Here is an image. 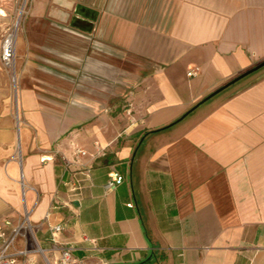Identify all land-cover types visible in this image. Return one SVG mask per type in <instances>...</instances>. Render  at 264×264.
Here are the masks:
<instances>
[{"label":"crops","instance_id":"0c3cea01","mask_svg":"<svg viewBox=\"0 0 264 264\" xmlns=\"http://www.w3.org/2000/svg\"><path fill=\"white\" fill-rule=\"evenodd\" d=\"M79 4L91 31L63 16L61 51L19 34L14 78L0 58V224H28L15 264L68 245L73 264H264V66L190 111L264 60V0Z\"/></svg>","mask_w":264,"mask_h":264},{"label":"rangeland","instance_id":"374dc122","mask_svg":"<svg viewBox=\"0 0 264 264\" xmlns=\"http://www.w3.org/2000/svg\"><path fill=\"white\" fill-rule=\"evenodd\" d=\"M79 1L82 0H0V11L4 12L5 15L3 16L6 17L5 24L1 31V44L4 35L9 32H14L15 38H17L19 34L26 37L33 30L36 37L51 39V41L54 39L55 42H57L54 47L61 51V38L63 34L62 30L56 26L55 22L58 20L63 21L62 17L65 16V23H68V16L75 15V10L79 5ZM36 4L43 6L44 13L41 18H37L34 21L32 18V11ZM54 11L58 12L56 16H52V12ZM1 16L2 15H0V17ZM32 21L35 23L33 22L32 24ZM3 67L5 66L3 65ZM5 68L11 72L12 78H14V63L12 67Z\"/></svg>","mask_w":264,"mask_h":264},{"label":"built area","instance_id":"2783aa9c","mask_svg":"<svg viewBox=\"0 0 264 264\" xmlns=\"http://www.w3.org/2000/svg\"><path fill=\"white\" fill-rule=\"evenodd\" d=\"M0 15H4L0 11ZM15 34L14 32H9L4 35L2 44H1V53L0 58L1 62L5 67H12L15 58ZM198 73V68L194 67L188 70L187 75L192 77L196 76ZM103 149L100 146L96 147L94 153H88L85 149L80 146L75 145L73 148V154L78 159L79 157H96L98 154L102 153ZM45 160V158L43 159ZM124 177L119 174L116 170H111L108 173V180L106 183L107 189H113L118 184L122 183ZM131 205V203L129 204ZM8 223V222H5ZM21 227H28L26 219L21 220L16 227H14L9 233L5 232L2 229L0 224V264H15L16 263V253H12L11 249L14 244L16 236L19 234ZM63 229V226L58 223L50 227L52 234L60 232ZM73 247L71 245L63 246L60 250V258L58 264H73L74 260L72 258Z\"/></svg>","mask_w":264,"mask_h":264},{"label":"water","instance_id":"95a60500","mask_svg":"<svg viewBox=\"0 0 264 264\" xmlns=\"http://www.w3.org/2000/svg\"><path fill=\"white\" fill-rule=\"evenodd\" d=\"M96 15H97V11L96 10H93V9H91L89 7H86L84 5L79 4L76 7L75 15H74V17L72 19L71 25L73 27H75V28L84 27V28H87L86 29L87 31H91L92 28H93L94 22L96 20ZM263 66H264V60L262 62H260L259 64H257L256 66H254L253 68H250L249 70L243 72L242 74H240L239 76H237L236 78H234L233 80H231L230 82L225 84L224 86L220 87L216 91H214L211 94H209L206 98H204L199 103H197L194 107H192L190 109V111L192 109H194L197 105L202 103L203 101L209 99L210 97L214 96L215 94H217L218 92H220L221 90L226 88L227 86H229V85L233 84L234 82L238 81L239 79H241V78H243V77L255 72L256 70L262 68Z\"/></svg>","mask_w":264,"mask_h":264},{"label":"bare ground","instance_id":"6f19581e","mask_svg":"<svg viewBox=\"0 0 264 264\" xmlns=\"http://www.w3.org/2000/svg\"><path fill=\"white\" fill-rule=\"evenodd\" d=\"M3 14L5 15V13L3 12ZM16 26H17V24H16Z\"/></svg>","mask_w":264,"mask_h":264},{"label":"flooded vegetation","instance_id":"af4514ba","mask_svg":"<svg viewBox=\"0 0 264 264\" xmlns=\"http://www.w3.org/2000/svg\"><path fill=\"white\" fill-rule=\"evenodd\" d=\"M73 17H74V15H73ZM73 19V18H72ZM71 22H72V20H71Z\"/></svg>","mask_w":264,"mask_h":264}]
</instances>
